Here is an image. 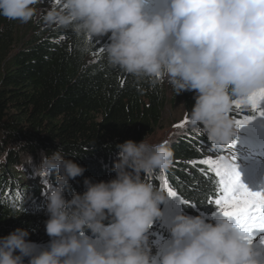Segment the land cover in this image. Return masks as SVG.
<instances>
[{"label":"clouds","instance_id":"clouds-1","mask_svg":"<svg viewBox=\"0 0 264 264\" xmlns=\"http://www.w3.org/2000/svg\"><path fill=\"white\" fill-rule=\"evenodd\" d=\"M40 3L0 0V16L28 23ZM43 19L71 26L89 42L108 35V64L134 78L152 85L166 80L176 95L194 91L189 121L218 152L235 142L234 102L246 105L264 89V0H62V7L47 10ZM116 149L115 179H85L86 191L70 200L64 197L69 181L86 169L64 159L62 148L42 152L33 174L44 184L48 247L37 252L29 232L17 228L0 237V264H24L26 258L28 264H264L229 219L213 224L185 214L173 218L170 243L158 258L152 256L146 234L168 196L143 177L166 171L174 152L167 140L145 138ZM217 163L226 173L235 166L230 154ZM25 164H32L28 153L22 170ZM53 172L54 183L47 179Z\"/></svg>","mask_w":264,"mask_h":264},{"label":"trees","instance_id":"trees-1","mask_svg":"<svg viewBox=\"0 0 264 264\" xmlns=\"http://www.w3.org/2000/svg\"><path fill=\"white\" fill-rule=\"evenodd\" d=\"M60 1L42 0L28 23L0 16V237L20 228L36 245L50 241L45 232L49 216L44 184L38 176L37 183L30 178L42 152L50 155L62 148L64 159L86 169L69 181L64 197L70 200L73 193L86 191L85 179L93 183L115 179L116 145L147 141L168 123L166 114L175 101L189 115L196 95L194 91L176 95L165 81L152 85L110 66L104 49L108 35L89 42L71 26L46 23L43 16L61 8ZM189 129L171 139L173 163L159 172L177 193L172 200L179 199L177 207L163 208L164 218L209 214L213 208L209 199L215 191V173L205 172L207 165L199 162L215 152L207 150L210 141L205 135ZM27 153L32 164L22 170ZM55 176L53 172L47 179L54 183ZM149 178L143 177L147 183Z\"/></svg>","mask_w":264,"mask_h":264},{"label":"snow or ice","instance_id":"snow-or-ice-1","mask_svg":"<svg viewBox=\"0 0 264 264\" xmlns=\"http://www.w3.org/2000/svg\"><path fill=\"white\" fill-rule=\"evenodd\" d=\"M247 103L256 112L259 109V115H264V89H260L257 93L248 98ZM236 108L240 107L238 102H234ZM254 116L245 117L243 120L236 119L234 121L237 129L248 124ZM184 124L188 123L185 118ZM182 125H177L180 127ZM234 143L228 145L229 148L234 146ZM222 158V157H220ZM234 160V157H232ZM202 165H207L205 172L214 171L216 184L215 191L211 194L209 203H214L219 209V213L225 217H230L235 220V226L240 230L249 243L256 239L257 233H264V190L250 191L244 184L240 183V176L234 166L230 172H224L217 163V158H207L199 162ZM162 187L167 189L168 197L178 198L177 193L171 189L165 180ZM182 203H186L181 200ZM264 244V238L260 240Z\"/></svg>","mask_w":264,"mask_h":264},{"label":"rangeland","instance_id":"rangeland-1","mask_svg":"<svg viewBox=\"0 0 264 264\" xmlns=\"http://www.w3.org/2000/svg\"><path fill=\"white\" fill-rule=\"evenodd\" d=\"M58 1H60V0H56V3ZM60 2L62 3V0ZM165 83L167 84V86H168L167 88L169 90L171 85L168 84L166 80H165ZM233 108H234L233 111L235 109H238V110H241V111L244 110V107L241 104H240L239 108H236L235 105H233ZM250 110H252L251 106H250ZM261 110H263V109H261ZM255 113L257 115H259V109ZM166 116H168L167 120H166V121H168V123H164V127L162 129H159L151 138H149L147 140L148 142H150V143H160L161 141L167 140L168 142L173 144L175 139L173 141L171 139L179 137V135H180L179 133H181L185 128H190L189 131H199L196 126H193L190 123L189 115L185 114L183 112V110L181 109V102L175 101L173 103V107L168 109ZM247 116L251 117L252 115L248 114ZM247 116H239V115H235L234 116V115H232V119H233V121H235L236 119L243 120ZM185 118H187V120H188L187 124L183 123ZM177 125H182V126L177 127ZM244 126H242V127L237 129V134H240V132H242L241 129L243 131H245V128L243 129ZM195 134H197V133H195ZM211 147H212L211 143L208 144V148H211ZM204 152H205V149H204ZM218 157L219 156H216V155L214 156V154H213V156L207 157V154H206L205 159H207V158L216 159ZM232 157H234V161H236V158L238 156L236 157V156L233 155ZM247 157H249V156H247ZM38 158H41V155L38 156ZM242 159H248V158H242ZM40 162H41V159H40ZM237 163H236L237 164L236 165L237 170H240V169L244 168V166L239 161ZM239 176H240V183L246 184V180L242 177V175H239ZM149 177L150 178L148 180V183H149V181L152 180L151 184H153L155 187L158 188L159 185H160V188L162 187L164 179L161 176H159V171L152 173L151 175H149ZM30 178H31L32 181H34L36 183L38 182L37 176H34L33 171L30 174ZM160 188H158V189L161 191ZM164 190H165V188H164ZM160 209H161V207H160ZM214 213L215 214H219V209L216 212H214ZM161 214H162V212H161ZM220 215H222V214H220ZM212 216H213V214L208 215V216L203 215L201 217L204 218V219L206 218L205 220H207L208 218L209 219H213ZM208 223H213L214 224V222H208ZM170 227H172V226H170ZM146 235H147V244H148V247H149V245L151 244V241H155V238H151V236L148 235V234H146ZM88 238L90 239V242H92L97 248L101 247L99 241H96L91 236L88 237ZM156 238H157V240L159 241V243L161 245L157 246V247H154V250H152V247L151 248L149 247V248L151 249V255L158 258L159 255L163 253V251L165 250V248L167 247L168 244H164V237H161L160 235H157ZM261 238H264V233L262 235H260L259 237H257L256 239H254L251 244H253L252 248H253L254 251L258 252L259 249H260L264 253V244L260 243ZM48 244L49 243L45 242L42 245H35L36 246V251L39 252L41 250H46L47 247H48ZM24 264H28V263H24Z\"/></svg>","mask_w":264,"mask_h":264},{"label":"bare ground","instance_id":"bare-ground-1","mask_svg":"<svg viewBox=\"0 0 264 264\" xmlns=\"http://www.w3.org/2000/svg\"><path fill=\"white\" fill-rule=\"evenodd\" d=\"M212 151L215 152L214 155H216V156H220L222 154L227 155V152L225 150H223L222 152H218V151H214L212 149ZM207 157H209V156H207ZM165 195H167V194L165 193ZM175 202L178 203L179 199L177 201H173V200H170L169 198H166L165 201L163 202V204L166 205L165 207H177L178 205ZM187 215L195 216L193 214H187ZM203 215L207 216V214H203ZM172 218H173V216H172ZM170 226H171L170 223H167V219L161 217L159 220L155 221L153 223V225L149 228L147 234L150 235L151 238H155V241H151V244L149 245L150 248L152 247V250H154V247L161 245L159 243V241L157 240L156 236L160 235L161 237H164V231H168V233H169V230L171 228ZM34 245H36V244H34ZM251 246L253 247V244H251ZM258 252L261 254V259H264V253L260 249Z\"/></svg>","mask_w":264,"mask_h":264}]
</instances>
